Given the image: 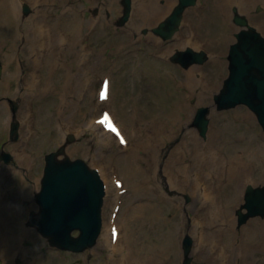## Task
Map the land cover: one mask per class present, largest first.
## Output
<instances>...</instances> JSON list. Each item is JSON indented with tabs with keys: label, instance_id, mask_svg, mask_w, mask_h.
<instances>
[{
	"label": "bare ground",
	"instance_id": "bare-ground-1",
	"mask_svg": "<svg viewBox=\"0 0 264 264\" xmlns=\"http://www.w3.org/2000/svg\"><path fill=\"white\" fill-rule=\"evenodd\" d=\"M30 1L34 6V13L27 18L25 28L19 32L16 25L22 20L19 12L21 1L0 0V31L3 32L0 36V50L6 41L10 42L7 48L3 50L4 53L1 50L0 54L3 55L6 61V68H8V65H14L15 59L20 60V57L18 58L14 52L15 46L22 39L20 52L23 55L24 66H16L14 70L8 71L7 78L2 82V85L11 84L13 79L20 77V69L24 71L23 79L26 91L19 93L23 99L20 112L24 121L23 126L21 122H18V129L23 127V136L17 144L13 145V151L17 159V166L20 169H24L25 166L28 170L27 175L32 176L33 163L37 156L34 141L38 129L36 130V122L31 120L30 116L35 115L37 105L41 102L43 94L55 92L60 96V102L56 106L57 128L60 139L63 137L65 128H70L72 125L82 127L85 120L81 108L77 109V113L75 112L74 122L71 124L68 121V111L76 106L71 97L78 98L81 90L86 89V87H88V91L93 93L95 82L88 81L87 77L91 74L96 76L106 67H109L111 63L117 60L119 62L121 49L130 45L132 34L136 32L139 25L142 23H158L165 17H168L167 20H169L175 13L174 8L177 3L175 0H166L165 4L162 5L157 3V0H135L133 20L129 26L122 30L121 34L116 35L110 31H104L105 22L99 20L95 24L96 26H88L89 34L81 35L79 28L86 20L81 19L77 10L72 12L68 8L65 9L72 0ZM52 1L59 2V7L64 8L62 13L51 9L50 3ZM96 1L92 0V2ZM258 1L260 0H205L201 4L200 10H206L208 15L206 23L202 25L203 30L209 33H215L219 30L222 33L221 46L213 48L216 55L213 56L209 66L203 69V79L201 81L198 82L196 78L197 66H193L182 73L183 89L176 88L166 92L156 89L154 92L143 93L142 90H139V87L145 89L144 82L139 81L138 76L133 71L128 73V77L123 78L118 94V99L122 103L121 107L136 122L139 118L152 117L149 125L138 128L140 132L135 137L126 131L121 124L122 130L128 139L127 152H123L125 146L122 147L111 132L106 131L101 123L95 122V119L99 116L92 117L89 123V128L98 139V155L92 156L91 160L101 164L99 169L103 173V177L112 172V169L108 168V164H105L104 159L110 157L111 160H115L114 157L118 152L115 153L114 151L119 149L118 155L130 158L127 162L130 161L131 171L138 174L140 178L138 188L143 189H146L145 185L148 181L155 183L153 176L156 166L162 163L161 152L166 147L164 146L165 143L183 135L184 142L181 145V154L174 150V154L170 155L166 165L172 166L175 161H178L177 164L180 165L178 167L173 166L172 169L175 174L181 175L177 184H180L178 186L185 190H190L197 201L201 196L202 185L205 184L208 187L207 191L209 193L208 199L203 201L201 198L202 200L194 206V213L192 212L191 232L196 234V238L206 236L203 245L198 244L196 239L197 245L194 250L198 257L196 264L201 262H206V264L264 263V235L261 234V230L264 229V222H252L245 230L248 236L252 233H255L256 236L255 240H249L247 245H244L243 242L234 244L231 234L233 203L236 202L233 199L237 200L239 198V192H241L242 186L247 181L254 180L258 182V180L264 179V138L261 134H256L243 144L241 137L236 136L230 139L224 129L218 128L219 124L234 120L245 122L251 127L253 118L243 109L227 112L221 117L215 118L214 125L206 139H201L193 131L185 129L186 125L192 120L194 110L189 101L192 98H197L199 102H206L217 86L219 76L223 72L224 47L231 36V32L229 34V28L231 30L229 5L231 2H236L240 4L242 10H248ZM107 5L115 7L116 0H108ZM75 7L74 4L69 8L73 9ZM220 18L223 24L218 28L216 21ZM187 19L189 24L185 25L182 33L177 36L172 45L167 46L154 36L147 37L148 50L152 56L155 55L157 58L159 57L158 53L164 50L171 51L173 46L185 47L187 41L183 37L195 31L196 14L190 11ZM88 21L90 24L96 22L94 18H89ZM179 26L180 22L176 27ZM93 35L97 37L96 42L93 41ZM85 40H87V46L91 48L90 55L84 53L85 46L83 43ZM192 44L195 45L194 42ZM145 70L147 71L148 68ZM54 72H58L56 77L58 81H60L59 75L62 72L63 82L49 81L48 76ZM155 76L154 73L152 80L158 81L160 77ZM175 85L182 87V83L179 81H175ZM112 88L113 83L111 81L108 99L104 100L103 103L98 100L96 106L111 103ZM153 99L158 101V104L148 106L147 103ZM168 101L172 104L166 105ZM127 106L131 107L130 111L126 108ZM3 111L4 114L7 112L6 106L3 107ZM178 111H181L182 114L178 115ZM113 115L117 117L115 112H113ZM66 149L69 150L68 147ZM74 149L84 150L82 145H76ZM105 151L108 152L104 154L105 158L103 159L101 152ZM58 156L59 158L64 157L62 154ZM186 158L189 163L183 161ZM17 173L22 177V172L19 169L13 170L9 166L0 168V239L3 243L0 252L3 256L9 257L14 248H19V253L23 258L22 264H31V261L24 256V254L29 253L31 246H21V241L25 236H33L34 234L29 230L17 233L12 225V221L15 222L18 218L21 198L30 197L32 190L29 184L23 182V180L17 189L11 188L9 177ZM211 174L214 176L215 181L206 179ZM43 176L44 170L41 179ZM183 176H186L185 181ZM14 184L15 182L11 185ZM237 185L239 186L238 191L236 190ZM150 189H153V191H147L149 196L146 192L140 191L141 194L133 199V204L129 208L133 214L132 225L134 227L140 226L141 233L137 234V231L129 232V230L125 233L122 232V224L118 221L120 210L116 217L120 229L118 242L111 250V232H109L108 227L110 210L113 201L116 199L117 189L112 183L107 187L106 205L107 207L110 206V210L108 216H106V227L95 251L96 255H100L103 264L175 263L179 247V235L184 226H176L172 231H165L162 225H157L155 219H159L161 213L158 208L159 202L165 197L159 186ZM37 192H34L33 197H36ZM127 193H124V195ZM229 194H234L233 199L231 198L232 201L229 200ZM200 219L202 220L201 228L198 227ZM225 223L228 228H224L223 224ZM151 235H155L154 237L158 241L146 242L144 240V237L151 238ZM209 243L214 246L212 251L206 248Z\"/></svg>",
	"mask_w": 264,
	"mask_h": 264
},
{
	"label": "rangeland",
	"instance_id": "rangeland-1",
	"mask_svg": "<svg viewBox=\"0 0 264 264\" xmlns=\"http://www.w3.org/2000/svg\"><path fill=\"white\" fill-rule=\"evenodd\" d=\"M205 0H199L197 5L190 7L186 10L185 17L183 20V26L180 32H182L184 26L188 23L187 21V16L190 11L194 12L196 14V22H195V31L192 32L191 36H187L188 42L191 44L192 39L194 42H196V49L199 48H205L208 49L210 59L203 65H194L198 67V71L196 72V77L198 79V82L202 79L203 76V69L208 67L210 62L213 59V56H215V52L212 51L211 49L216 48L217 46H221L220 44V39L222 37V33L218 30V32L215 33H209L203 30L202 25L206 23L208 15L206 14L205 11L200 10L201 4ZM27 2L30 4L31 12L28 13L27 15L24 14L23 12V7L19 10L21 14V21L16 25V28L18 29L19 32H21L25 26H26V20L30 16L33 15L34 13V7L30 3V0H27ZM166 0H157V3L159 4H165ZM177 2V0H175ZM261 1L256 2L253 4V6L248 10V11H243L247 13L252 20H255L254 18L261 19L263 25H264V11L262 12H257V5L261 3ZM108 0H97L96 2H92V0H72L70 4L67 5L66 8L70 9L72 12H77L81 16V19L86 20V22H83L80 25L79 31L80 34L87 35L90 33L88 26H96L95 24L99 21L102 20L105 22V27L103 28L104 31H110L113 34L119 35L121 34L122 30L125 29L133 20V14L135 10V0L133 3V11L130 17V20L123 26H119L117 24L118 19L121 17L123 14V4L122 0H116V5L115 7H110L107 5ZM75 4V8L71 9L69 8L70 6ZM233 4V3H232ZM234 5V4H233ZM51 9H55L57 12L62 13L63 9L62 6L59 7V2H54L52 1L50 3ZM77 8V9H76ZM199 9V10H198ZM75 14V13H74ZM169 15V14H168ZM83 17V18H82ZM164 17V16H163ZM89 18H94L96 20L95 23H88ZM161 20V19H160ZM159 20V21H160ZM257 21V20H256ZM156 23H142L139 25L138 29L136 32L132 34V42L130 45L124 47L121 49L120 53V61L118 60L114 63H111L109 67H106L103 71L99 72L98 75H89L88 81H94L95 82V91L91 93L88 91V87L86 89H82L80 92V95L78 98L72 96L71 100L75 102L76 106L68 111L69 113V119L68 121L72 124L76 118L77 109L81 108L84 116V125L80 127L79 125H72L70 128H65L63 132V137L60 139L59 134H58V128H57V109L56 106L60 102V96L53 92H47V94H43V98L41 102L37 105V111L35 112V115L32 117L30 116L31 120L35 121L37 135L35 136L36 139L34 141L37 156L34 159L33 163V175H27L28 170L24 166V169H20L17 166V159L15 156V153L13 151V145L17 144L23 136V127H20L19 130V137L17 140H12L10 138V128H11V119H12V111L10 110L9 104L7 100H3L0 102V154L3 153V151H7L12 153L13 159L9 163H5V161L0 159V168L1 167H11L13 170L19 169L22 172V177L17 174H12L9 177V180L11 181L10 186L13 189H17L20 186V182L23 180V182H26L29 184L31 187V196L30 197H24L21 198L19 202V214L18 218L14 221H12L13 228L17 233L23 231V230H29L31 231L34 235L33 236H25L24 239L21 241V246L28 247L31 246L29 249V256L31 255V252L33 254L31 257H27V254H24V256L31 261V264H103L102 259L100 258V255H96L95 251L98 246V242L101 238V235L98 239V242L95 246L92 248L84 251V252H73V251H64L57 249L55 247H52L49 245L47 239L43 237L36 228L34 227H29L26 225L27 218L29 216V213L33 209H37V205L35 203L33 194L34 192L37 191L40 187V181H41V176L43 173V168H44V163H45V154L57 149V147L62 144L65 141V135L67 133H75L76 134V140L74 143L70 144L68 146V153L72 158H83L85 159L91 166L95 167H100L101 164L99 162H95L91 160L92 156H97L98 154V143L96 139V136L94 132L89 128V123L91 121V118L94 116L99 115L100 111L102 108L109 107L111 110L115 112L117 115L118 119L122 122L123 126L125 127L126 131H128L131 135L137 136L139 134L138 128H144L149 125L152 117L148 118H139L138 121L136 122L130 117V114L121 107V102L118 99V94H119V87L121 85V82L123 81L124 77H128V73L130 71H133L137 76L138 80L144 82L145 89L142 87H139V90H142L143 93L145 92H154L156 89H160L163 92H166L168 90L172 89H183L184 86V81L182 80V73L188 71L191 67L184 69L180 65H176L171 62L170 60V55L172 53L177 52L179 49L176 48L177 46H174L172 49V52H168L167 50H164L161 53H158L156 60L155 55H151L149 52V43L147 41L148 36H154L157 38L160 42L165 43L166 45H170L173 42L170 40L169 42H165L161 37L157 36L156 34L153 33L152 29L156 26ZM221 24H223L222 19H217L216 21V26L220 28ZM229 25L231 26V30L229 28V34L231 32V36L227 43L225 44L224 47V56H223V72L220 74L221 76L219 77V81L217 86L214 88L211 96L208 98L206 102H199L197 98H192L189 101V104L194 107L193 114H192V120L189 122L188 125H186L185 129L189 131H193L195 134H197L201 139H206L209 135V132L214 125V120L216 117H221L227 112H235L236 110L243 109L246 112H248L251 117L253 118V125L249 127L245 122L234 120L231 122L227 123H221L218 125V128L224 129L226 133L230 136V139L239 136L242 138V143L245 144L246 141L252 138V136H255L256 134H261L264 138V131L260 124L258 123L256 116L253 114V112L248 109L244 105H239L235 108L224 110V111H218L215 108L214 100H213V95L218 91V89L221 87L222 82L224 78L228 75V50L230 44L235 40L234 37V32L235 30V23L233 20H229ZM235 25V26H234ZM237 27V26H236ZM264 32V27L261 28ZM147 30L146 33L144 31ZM3 34L2 31H0V36ZM96 36L93 35V41L96 42ZM142 40V41H141ZM86 41L83 43L85 48H84V53L87 55H90L91 48L87 46ZM10 42L6 41L3 48L1 49L2 51L7 48V45H9ZM22 44V39H20L19 43L15 46V54H17V57H20V60L15 59V64L14 65H8V68H6V61L3 57V55L0 54V62L3 64V75L0 79V97H11L14 99L18 104H19V109L17 112V117L21 122V125L23 126V118L21 117V109L23 106V99L20 96L19 93H23L26 91V86L24 85V79H23V74L24 71L20 69V77L17 79H13L11 84H5L2 85V82L6 80L7 78V72L10 70H14L16 66H24L23 62V55L20 52V46ZM192 45V44H191ZM210 46V47H209ZM175 48V49H174ZM86 49V50H85ZM0 50V53H1ZM4 53V51H3ZM119 59V58H118ZM155 62V63H154ZM148 68L146 71L145 69ZM156 74L155 77H160L158 81L152 80V75ZM108 74L111 77V81L113 83V97L112 101L109 104H101L99 107L96 106L97 102V90L99 88V84L101 82V79L103 75ZM57 75L58 72H54L50 76H48V79L50 82H56L59 83L60 81L63 82V74L60 72L59 79L60 81L57 80ZM176 76V78H175ZM131 77V76H129ZM137 78V77H136ZM176 82H181L182 87H177L175 85ZM159 82V83H155ZM17 93L18 95H16ZM148 106L153 105V104H158V101L156 100H151L148 103ZM171 105L172 103L168 101L166 105ZM201 105H207L210 107V112L208 114V117L210 119V126H209V131L206 135V137H202L199 134V130L197 127L194 126V118H195V113L196 110L199 106ZM6 106L7 112L4 114L3 107ZM129 111L131 107L127 106L126 107ZM178 115H181L182 112L178 111ZM6 122V123H5ZM242 122V123H241ZM83 124V123H82ZM56 125V126H55ZM133 137V138H134ZM184 142L183 140V135H180L178 138L171 140L170 142H166L164 146H166L162 152V163L161 165L156 166V171L154 173V178H155V183L153 182H147L146 189L143 188H138L139 187V182L140 178L138 177V174L134 173L130 169V161L127 162L130 158L127 156L121 157L118 155L120 150L118 149L117 151L115 150L114 152L117 153L114 157L115 160H111L110 157L104 156V154L108 151L101 152L103 159L105 161V164H108V168H111L112 170H115L118 172V169L121 170V173L125 175L126 178V183L129 186V192L123 196V203H122V209L121 213L119 215V222L123 226L124 233L129 230V232H134L137 231V234L141 233L140 226L134 227L132 225V220H133V214L131 213L132 210L129 208L133 204V199L138 196L140 191L146 192L149 190V192H152L153 189H150L151 187L159 186L160 191L163 192L164 194V199H162L161 202H159L158 208L160 209V214H159V219H155V222L157 225H162L163 229L165 231L167 230H174L176 226H184L182 232L179 235V247H178V253L177 256L175 257V263L172 264H182L184 260V250L182 247V242L183 239L186 235H190L193 240H194V247H193V261L192 264H196L198 257L197 254L194 252L195 247H196V234L191 232V225L193 219L191 218V207L195 206L196 203H198L201 199L199 196V199L195 198V196L190 192L188 189H184L181 186H178L180 184L179 180L181 178V175L175 174L172 169L174 167H178L180 164H177L178 161H175L172 166H167L166 162L169 159L170 155L174 154V150L178 154H181V145ZM76 145H82L84 150H87L84 152V150H77L74 149ZM127 152V151H126ZM107 154V153H106ZM128 158L124 160L123 158ZM121 159V160H119ZM117 161V164H116ZM185 163H189L188 159L183 160ZM111 162V163H109ZM120 164V166H118ZM142 164V163H141ZM176 164V165H175ZM157 173V174H156ZM184 181L186 176H183ZM207 178L210 180L212 179L215 181L214 176L211 174L210 176H207ZM13 182H15L14 185ZM253 184V185H263L264 184V179L263 180H258V182L254 180L247 181L244 186L241 188V192H239V198L237 200H234L232 197L234 194H229V200L236 201L233 203V220H231V225L232 226V237H233V243L238 244V243H244V245H247L249 243V240H255V233L248 234L246 233V229L251 225L252 222H264V217H255L250 220L241 227L238 226L237 222V214H236V209L240 206L242 202H244V191L247 186V184ZM149 188V189H148ZM180 192L177 193L176 191ZM236 190H239V186L237 185ZM149 196V193H147ZM185 195H188L190 197V201L186 200ZM173 198V201H172ZM232 198V199H231ZM107 199V196H106ZM106 199H105V204L103 207V218H104V225L103 229L105 228V223L107 221L108 212L110 210V206L107 207L106 205ZM106 217V220H105ZM232 218V217H231ZM200 221H202L200 219ZM141 222V221H140ZM138 222V224H140ZM227 224H223L224 228H228L226 226ZM134 228V230H133ZM133 230V231H132ZM78 232H75L77 234ZM160 233V232H159ZM261 234L264 235V229L261 230ZM152 237H144V240L146 242H152V241H158L154 236L151 235ZM37 238V240H35ZM204 238H206L204 236ZM251 246V244H250ZM3 247V243H1L0 239V248ZM207 250L212 251L214 249V246L212 243H209L207 245ZM101 250V249H100ZM102 251V250H101ZM172 256V255H171ZM35 257L37 260L32 261V259ZM23 258L19 253V248H14V250L11 252V255L9 257L3 256V254L0 252V264H22ZM200 264H206V262H201ZM264 264V263H262Z\"/></svg>",
	"mask_w": 264,
	"mask_h": 264
},
{
	"label": "water",
	"instance_id": "water-1",
	"mask_svg": "<svg viewBox=\"0 0 264 264\" xmlns=\"http://www.w3.org/2000/svg\"><path fill=\"white\" fill-rule=\"evenodd\" d=\"M194 0H181L174 15L156 31L163 37H170L179 24L184 8ZM131 0H125L127 19ZM28 12V8L25 9ZM239 42L234 44L230 52V75L225 81L221 93L216 96L220 108L248 104L258 115L264 126V40L253 31H242ZM198 60L190 51L176 56L175 61L184 65L187 59ZM0 66V77H1ZM16 112L17 104L13 105ZM207 109L199 111L197 124L204 132L207 119ZM11 136L18 137V123L14 120ZM69 135L67 143L74 141ZM63 154V158L58 155ZM2 158L10 161L11 155L4 153ZM104 186L100 175L81 158L72 159L66 153L65 145L46 155L44 176L41 179V189L36 193V201L40 211L33 212L28 224L35 225L42 235L48 238L51 245L64 249L82 251L95 244L102 226L101 210L103 205ZM245 206L247 214L239 211L240 220L244 221L252 215L264 214V190L250 189ZM80 229L78 236H73L74 230ZM191 238L185 241L186 261L191 258Z\"/></svg>",
	"mask_w": 264,
	"mask_h": 264
}]
</instances>
